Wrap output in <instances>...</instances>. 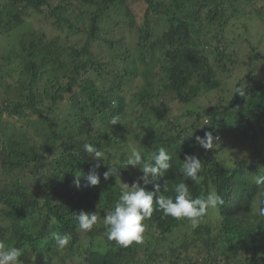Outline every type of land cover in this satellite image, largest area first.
Masks as SVG:
<instances>
[{
    "label": "trees",
    "instance_id": "16d2710c",
    "mask_svg": "<svg viewBox=\"0 0 264 264\" xmlns=\"http://www.w3.org/2000/svg\"><path fill=\"white\" fill-rule=\"evenodd\" d=\"M129 1L0 0V39L15 48L0 62V242L22 249L21 264H264V0ZM32 17L47 29L21 31ZM247 18L262 23L258 35ZM137 76L144 89L127 101ZM206 131L210 150L195 142ZM161 147L172 157L163 195L184 182L193 198L225 203L196 227L154 211L144 243L120 247L103 218L142 175L126 160ZM185 155L203 165L195 182L181 172ZM92 173L100 184L90 187ZM80 211L100 217L92 231L77 228ZM54 233L71 244L57 250Z\"/></svg>",
    "mask_w": 264,
    "mask_h": 264
},
{
    "label": "clouds",
    "instance_id": "9594fccd",
    "mask_svg": "<svg viewBox=\"0 0 264 264\" xmlns=\"http://www.w3.org/2000/svg\"><path fill=\"white\" fill-rule=\"evenodd\" d=\"M42 25L40 26L41 29H43ZM36 27L23 30V32L36 31ZM58 35L47 36L56 37ZM235 93L245 96V89L237 87ZM118 122L120 121L117 116H113L110 120L111 125H115ZM192 136L193 134L190 137ZM214 139L216 138L210 131H206L203 137L195 136L196 144L205 150L213 149ZM184 141L185 138L182 137L181 142L184 143ZM83 148L87 153L92 154L97 161L103 160L104 153L97 151L92 144L85 143ZM171 159V155L163 147L158 152H153L147 157L138 149L131 152L126 160V165H131L134 168L138 167L142 175L131 186L128 184L123 185L119 198L114 203V207L106 212L103 224L105 225V236L109 241H114L118 246L123 248L130 247L133 244H143L146 232L145 221L151 218L154 211H162L164 216H170L176 220L186 219L193 227H196L207 216L210 208H216L225 203L223 197L215 192L209 193L206 196L201 194L193 198L188 185L184 182L175 186L176 195L174 199L163 195L159 182L164 181L163 188L167 192L168 189L164 178L171 168ZM99 166V163H97L96 167ZM116 171L117 169L110 167L108 171L104 172V179L108 180ZM202 171L203 165L198 156L185 155L181 172L186 178L195 182ZM79 176L80 173H77L74 180L77 188L80 187ZM87 181L88 186H97L100 184V176L95 173L89 174ZM141 181L145 186L152 184L154 190H146V187L141 186ZM256 183L257 185L264 184V175L259 176L256 179ZM257 214L260 217H264V206L258 208ZM99 220L100 217L97 216L95 211H80L76 214L77 228L83 232L92 231ZM53 238L59 251L65 250L72 240L69 233H54ZM22 255V249L7 247L3 242H0V264H21L20 257Z\"/></svg>",
    "mask_w": 264,
    "mask_h": 264
},
{
    "label": "rangeland",
    "instance_id": "374dc122",
    "mask_svg": "<svg viewBox=\"0 0 264 264\" xmlns=\"http://www.w3.org/2000/svg\"><path fill=\"white\" fill-rule=\"evenodd\" d=\"M132 1L133 0H130L129 2H132ZM140 6L144 7V5H142V4H140ZM245 22L249 24L250 28L252 29V32H257V35H258V33L260 31H262V23L257 18L252 19V20H248V18H247V19H245ZM37 25H40V23H37V21L32 17V18L27 19L26 22L23 23V26L19 27V29L21 31H23V30L31 29V28H33V27H35ZM41 25H42V23H41ZM42 26H43V30L47 29V25L43 24ZM226 27L227 26H224V30L226 29ZM48 28H49V26H48ZM47 33L49 35H55L56 31H54L53 34H50L51 30L49 28V30H47ZM254 36H256V35H254ZM255 42H259V44L257 46H260V49L262 51H264V47H263L264 40L261 41V38H257V39H255ZM12 43H11V41H8V40L4 41V39H0V62H2V57L7 55L10 50H15L14 46L12 45ZM13 60H15V59L13 58ZM260 68H258V69H260ZM4 69L7 71L6 68H4ZM261 69L264 72V67L263 66H262ZM9 80L10 79L7 78V81H9ZM144 84H145V81L142 79L141 76H137L136 78H134L132 80V82L129 83L128 88H126V90H127V94H126L127 101H129V99H130V97H131V95L133 93L140 92L141 90H143L144 89ZM213 95H216V92L213 93ZM1 96L2 95L0 94V97ZM204 100L206 102L205 98H204ZM165 103L171 107V112H173V111L175 112V110L177 109V106H178V105L175 104V102H171V103L170 102H165ZM233 152H235V149L230 151V152H226L225 153L226 157L227 158H229V157L232 158L233 155L231 153H233ZM0 179H2V178H0ZM181 234H182L181 232H174L173 234L170 235L169 238L172 239V240H175ZM259 252L264 254V249H259Z\"/></svg>",
    "mask_w": 264,
    "mask_h": 264
}]
</instances>
